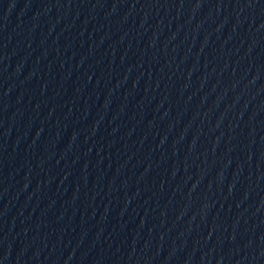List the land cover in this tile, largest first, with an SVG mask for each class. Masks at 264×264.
I'll list each match as a JSON object with an SVG mask.
<instances>
[{
	"label": "water",
	"instance_id": "95a60500",
	"mask_svg": "<svg viewBox=\"0 0 264 264\" xmlns=\"http://www.w3.org/2000/svg\"><path fill=\"white\" fill-rule=\"evenodd\" d=\"M0 264H264V0H0Z\"/></svg>",
	"mask_w": 264,
	"mask_h": 264
}]
</instances>
